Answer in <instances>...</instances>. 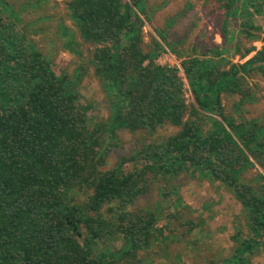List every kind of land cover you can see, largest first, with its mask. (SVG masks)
Instances as JSON below:
<instances>
[{"label": "trees", "instance_id": "obj_1", "mask_svg": "<svg viewBox=\"0 0 264 264\" xmlns=\"http://www.w3.org/2000/svg\"><path fill=\"white\" fill-rule=\"evenodd\" d=\"M220 1L222 46L203 45L191 56L178 50L183 41L168 42L159 31L184 58L195 99L188 104L178 70L156 62L162 42L152 38L145 48L147 0H0V264H145L141 253L160 230L159 214L123 208L157 179L183 174L222 183L242 205L250 235L236 232L232 257L213 264H251L264 249V121L242 111L258 100L247 77H264V36L248 19L251 9L262 13L264 0ZM246 38L262 47L244 46ZM89 46L86 56L79 51ZM61 49L81 59L72 74L54 68ZM231 50L255 55L235 64L225 56ZM90 68L105 96V119L80 104L78 86ZM235 95L228 114L223 99ZM168 124L177 132L146 140L104 169L119 132L153 136ZM137 160L140 169L125 170ZM114 202L106 216L104 205Z\"/></svg>", "mask_w": 264, "mask_h": 264}, {"label": "rangeland", "instance_id": "obj_2", "mask_svg": "<svg viewBox=\"0 0 264 264\" xmlns=\"http://www.w3.org/2000/svg\"><path fill=\"white\" fill-rule=\"evenodd\" d=\"M61 5L63 7V4ZM221 5L220 0H147L151 21L146 22L144 27L145 48H148L152 38L162 42L159 31H164L163 35L168 42L183 41L178 43V50L191 56H199L203 45L222 46V23L218 22V16L224 13ZM251 12L252 15L248 18L250 23L254 27L261 28V31L251 30L263 37L264 3L262 13H256L253 9ZM171 20L173 23L168 26ZM67 23L71 25L70 21ZM234 23L235 21H232L231 34L238 36V28H235ZM162 44L180 63L181 69L174 68L178 70V76L184 83L187 103L194 104L195 99L189 90V83L182 66L184 58L173 52L165 42ZM243 45L247 47L254 45L259 50L262 42L259 40L251 44L246 38L243 40ZM89 48L92 49L90 46L80 47L79 51L86 56ZM254 55L255 52H252L242 57L241 53H236L234 50L225 54L231 63L235 64L244 63ZM80 60L78 55L61 49L54 68L58 73L62 69L72 74L79 69ZM156 62L167 67L170 64L169 60L164 57V52L156 59ZM247 81L250 86L254 87L253 91L258 100L245 105L242 110L243 114L248 118H262L264 121V77L256 74V77H247ZM78 87L81 95L80 104L90 105L89 114L98 116L99 119L107 118L109 110L105 96L92 68L84 73ZM239 98L238 95L224 97L226 113H235L234 103ZM177 130L178 128L168 124L159 128L153 136L146 133L134 135L129 131L119 132L117 145L109 152L104 169L116 168L122 158L130 157L146 140L158 142ZM136 141L139 143L137 144ZM141 164L138 160L128 161L124 166L126 171H134L140 169ZM257 170L263 172L260 168ZM250 177L251 172H246V178ZM158 180L154 182L145 196L136 200L134 205L123 208L130 211L136 207L151 208L159 214L158 228L160 230L155 231V237L147 251L141 253L147 260L145 264L149 262L150 264H213V262L232 257L237 246L232 240L236 232L242 230L244 238L250 235L242 213V205L225 189L222 183L212 184L207 180L199 181L184 174L170 183ZM166 191H170L172 195L164 196ZM81 199L83 197L79 196V200ZM112 207H118L117 203L104 205L103 212L106 216L109 215L108 210ZM187 222L193 223L194 228L188 229ZM113 243L119 248L121 240L115 239ZM251 264H264V249L252 257Z\"/></svg>", "mask_w": 264, "mask_h": 264}, {"label": "built area", "instance_id": "obj_3", "mask_svg": "<svg viewBox=\"0 0 264 264\" xmlns=\"http://www.w3.org/2000/svg\"><path fill=\"white\" fill-rule=\"evenodd\" d=\"M164 57L169 60V63H170L168 65L169 67H172V68L178 67V68L181 69V67H179L180 66V63L178 62L177 58L168 49H166V51H164Z\"/></svg>", "mask_w": 264, "mask_h": 264}]
</instances>
